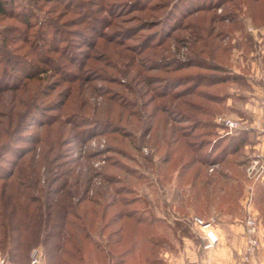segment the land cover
Masks as SVG:
<instances>
[{
    "label": "rangeland",
    "instance_id": "obj_1",
    "mask_svg": "<svg viewBox=\"0 0 264 264\" xmlns=\"http://www.w3.org/2000/svg\"><path fill=\"white\" fill-rule=\"evenodd\" d=\"M191 1L6 0L0 238L8 229L30 241L13 259L0 245L9 264H29L31 248L58 241L65 222L83 253L65 258L73 264H166L164 249L183 242L167 219L149 224L166 206L207 218L212 204L220 216L224 205L239 210L235 166L253 157L264 121V0ZM229 172L237 181L224 195ZM78 183L87 197L76 206ZM19 199L38 216L23 217L35 237L17 223ZM69 202L84 218L63 220Z\"/></svg>",
    "mask_w": 264,
    "mask_h": 264
},
{
    "label": "crops",
    "instance_id": "obj_2",
    "mask_svg": "<svg viewBox=\"0 0 264 264\" xmlns=\"http://www.w3.org/2000/svg\"><path fill=\"white\" fill-rule=\"evenodd\" d=\"M253 148H255L252 156L256 154H260L262 156V161L264 162V143L257 140L253 142ZM259 151V153L256 152ZM245 161V160H244ZM240 162L237 163L238 169H240L242 175V192L238 194L239 210L238 204H236V209H228L226 205H224V218L219 215L216 209V206L212 204V215L204 217L206 219H212V223L214 229L220 236V241L217 247L211 252L214 260L218 264H264V180L261 178L256 179L255 177H251L247 173V165L249 162ZM250 161V160H249ZM240 175V176H241ZM264 176V173H263ZM253 178V179H250ZM237 181V179H234ZM229 184L224 185V195H227ZM251 193L253 196V202L251 208L256 213L260 228H259V237H260V246L258 248L256 257H254L249 262H244L242 260V255L244 251V246L246 243V235H245V217L246 210L244 207L247 195ZM225 201V199H224ZM193 215V214H191ZM190 215V216H191ZM158 217L167 219L168 226L170 231H173V226L176 219L180 218V213L176 208V205L166 206V212L157 214ZM172 216V217H171ZM186 216V218L190 217ZM190 226V228L194 231V235L189 234L182 235L183 242L177 246L178 250H167L164 249V258L166 264H196L198 257L204 249L202 248V244L204 243L203 236H200L198 232H202L201 228H196L190 220H186ZM173 225V226H171ZM176 233H179V228L176 229ZM201 233V234H202ZM175 249V248H171Z\"/></svg>",
    "mask_w": 264,
    "mask_h": 264
},
{
    "label": "trees",
    "instance_id": "obj_3",
    "mask_svg": "<svg viewBox=\"0 0 264 264\" xmlns=\"http://www.w3.org/2000/svg\"><path fill=\"white\" fill-rule=\"evenodd\" d=\"M189 2H190V4H194V3H191L192 2L191 0H189ZM5 3H6V0H0V14H5V13L8 12V9H7L6 5H5ZM243 133L244 132H242V134ZM237 150L238 149L236 147H234V149L232 150V152L234 151V153H235V152H237ZM192 166L193 165H191V167ZM235 167L238 169L237 164H236ZM224 172H226V171H224ZM181 173H180V175H181ZM200 173L201 172H198V171L196 172V174L194 176V179H193V182H192V187L194 185H196L197 182L199 181L198 176L200 175ZM229 174L230 175H224L225 177H227V178H224V185L229 184V179H232V180L235 179V178H232L231 177L232 172H229ZM76 185L77 186L75 188L78 189V190H76L77 192L75 193V195H77V199H76V202H73V203H75L76 206H77V204L81 203V201L84 198H86L87 196L82 195L84 193V188L82 190V188L80 187L81 186V183H78ZM98 193H101L100 190L97 191V194ZM23 195L27 196V194H24V193H23ZM30 199L37 200V198H35V197H33V198L31 197ZM89 199L92 200L93 203L94 202H96V203L98 202V201H95L96 199H95L94 196L90 197ZM31 202H33V201H31ZM111 202L113 203L114 201H112V199H111V200L107 201L106 205L111 206V204H112ZM17 204L19 206V208L17 210L19 211V209H21L24 212V216H20L21 219L18 218L17 223L20 224L23 228L25 227L28 230L27 232L28 233H32L33 234V237H35L36 234H37V231H36L37 228L34 225L31 227V225H29L28 222H26V221L24 222L23 217H27L30 220L33 219V221H36L37 222V220H38L37 214L34 213V212H32V211H29L26 207H24L23 204H22L21 199H19V203H17ZM68 204H70V205L67 206V211H66L67 213H65L66 216L63 219L64 221H65V219L68 218L69 215L72 216L70 218L72 220L84 218V216L81 213H79L78 210L76 211L75 205L71 204L70 202ZM27 206H28V208H30V204L27 205ZM186 213H183L182 215H180V218L175 220L174 226L173 225H171V226H173L172 228H173L174 231H176V229L179 228L180 229V234L187 235L188 236L191 233V231H190V226H189L188 222L186 221V220H188L186 218V216H187ZM123 214L117 212V213H115V215H113L112 219L115 220L118 217L121 218L122 216H124ZM195 214H198V213H195ZM125 215L128 216V217H132V214L131 213H129V214L126 213ZM139 218H140L139 221L140 220L143 221V217H139ZM69 223L71 225H73L74 222L73 221H69ZM154 223L159 225V223H165V220H164V218H161V217H158L157 216V217L151 218L149 220V224H154ZM65 224H66V222L64 224L62 223L60 225L61 226V231H59V234L57 235V238H58L57 240L58 241H56L54 244L50 245V247H47V246L45 247L42 243L36 245V246H43V251H44V261H43V264H73L71 261L65 259L68 256L71 257L73 260H75L77 262H82L83 261V253L81 252V246H80V244H78L75 241L76 240L75 237H72V235H66V236H64V225ZM167 225H168V223H167ZM81 231L82 232H80V233L83 234L84 237H86V238H90L91 237V234L89 233L88 230H85V229L82 230L81 229ZM120 231H121V229H120ZM22 233H23L22 231L21 232L19 231L17 233H14V232H11L10 231V233H9L8 232V229H5L2 232V237L0 238V245L2 246V249H4V247L6 248L7 246H9L8 249L11 252L12 259L14 257H16L17 255H20L21 253L23 255H25V256H27V254H28V249L30 248V241L24 239L22 237ZM63 237L65 239H68L72 243V245H73L72 248H65L63 246V244L60 243V239H62ZM115 242H118V239H116ZM96 245L99 248V245L98 244H96ZM33 247H35V246H33ZM131 248H132V246H129L126 249H124V251L122 252V257L124 256L123 261L125 260V256H126L125 253L128 254V252H130ZM25 249H27V253H26ZM59 253H61L62 256H60ZM29 255H30V253H29ZM29 259H30V256H29ZM117 263H118V261H117Z\"/></svg>",
    "mask_w": 264,
    "mask_h": 264
},
{
    "label": "built area",
    "instance_id": "obj_4",
    "mask_svg": "<svg viewBox=\"0 0 264 264\" xmlns=\"http://www.w3.org/2000/svg\"><path fill=\"white\" fill-rule=\"evenodd\" d=\"M260 104L264 107V97L260 100ZM225 124L230 128H238L239 121L232 118L225 119ZM258 134L260 137L261 143H264V121H259L257 124ZM262 156L260 154L254 155L248 165H247V173L251 177H255L256 179L261 178L264 180V162L262 161ZM253 202V196L251 193L247 195L244 207L246 210L245 217V235H246V243L244 246V251L242 255V260L244 262L251 261L254 257H256L258 248L260 246V237H259V228L260 223L259 219L251 208ZM188 221L196 227L201 228L202 232H198L200 236H203L204 243L202 244V248L204 252L200 254L196 264H218L213 256L212 251L217 247L220 241V236L214 229L212 219H206L200 215L193 214L187 218ZM199 228V229H200ZM202 233V234H201ZM211 251V252H210ZM44 261V251L42 246H35L31 249L29 264H43ZM0 264H9V260L6 255L0 254Z\"/></svg>",
    "mask_w": 264,
    "mask_h": 264
}]
</instances>
